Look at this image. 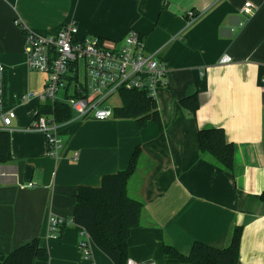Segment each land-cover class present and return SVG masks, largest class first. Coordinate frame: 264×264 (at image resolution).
I'll use <instances>...</instances> for the list:
<instances>
[{"label": "crops", "instance_id": "0c3cea01", "mask_svg": "<svg viewBox=\"0 0 264 264\" xmlns=\"http://www.w3.org/2000/svg\"><path fill=\"white\" fill-rule=\"evenodd\" d=\"M245 2L256 9L239 28ZM188 11L199 16L189 26ZM71 21L79 37L106 43L136 31L146 51H158L167 75L155 94L160 124L68 123L54 159L44 136L28 128L38 103L17 99L47 82L26 67L22 26L48 36ZM223 55L230 63H219ZM0 64L4 110L15 112L5 130L11 160L0 164V253L38 238L48 260L34 264H113L94 245L83 259L80 227L70 224L53 239L46 221L71 220L77 187H98L103 175L124 170L139 146L144 158L128 195L143 209L127 240V262L166 264L164 243L183 255L194 242L223 249L241 226L237 264H264V0H0ZM192 94L194 116L179 104ZM208 128L222 129L232 145L231 173L200 157L197 132Z\"/></svg>", "mask_w": 264, "mask_h": 264}, {"label": "built area", "instance_id": "2783aa9c", "mask_svg": "<svg viewBox=\"0 0 264 264\" xmlns=\"http://www.w3.org/2000/svg\"><path fill=\"white\" fill-rule=\"evenodd\" d=\"M255 9L250 2L244 3L240 13L245 20L238 24L239 28ZM186 16L188 26L199 17L194 11H188ZM22 28L26 67L45 74L47 82L42 91H28L17 99L23 103L31 100L38 103L28 128L44 136L46 154L54 159L64 147L66 124L74 120L111 119L113 108L108 101L115 95L120 98V90L145 91L155 99L157 89L166 83L165 62L158 57V51H146L142 37L134 30H128L118 42L106 43L96 36L79 37L75 21L64 24L57 34L48 36ZM230 61L227 55H223L219 63L228 64ZM3 74L4 67L0 64V130L5 131L15 118V112L4 110ZM46 101L66 104L73 112L72 119L60 123L51 114H40L39 105ZM71 223V220L51 216L46 221V234L57 239L60 228ZM92 247L89 234L82 230L78 249L83 259L91 258Z\"/></svg>", "mask_w": 264, "mask_h": 264}, {"label": "trees", "instance_id": "16d2710c", "mask_svg": "<svg viewBox=\"0 0 264 264\" xmlns=\"http://www.w3.org/2000/svg\"><path fill=\"white\" fill-rule=\"evenodd\" d=\"M120 106L113 108V118L132 119L138 127L148 121L160 124L155 99L144 91L120 90ZM180 106L194 116L199 107L197 94L179 100ZM40 114H51L55 121L69 122L72 110L62 102L46 101L39 105ZM200 157L231 173L233 147L227 143L220 128L202 129L197 132ZM144 158L139 146L135 147L124 170L101 177L98 187L78 186L75 195L71 224L86 231L93 245L113 264H127V240L130 231L139 226L143 203L128 195V184ZM11 160L10 136L0 130V164ZM70 225V224H69ZM67 225V226H69ZM65 225L60 228L61 230ZM242 227L235 226L228 245L218 249L202 242H194L188 255L179 253L171 244L164 243L166 264H237ZM48 260V253L34 238L8 254L0 253V264H34Z\"/></svg>", "mask_w": 264, "mask_h": 264}, {"label": "rangeland", "instance_id": "374dc122", "mask_svg": "<svg viewBox=\"0 0 264 264\" xmlns=\"http://www.w3.org/2000/svg\"><path fill=\"white\" fill-rule=\"evenodd\" d=\"M61 95H62V94L59 93V96H61ZM120 104H121V102H120V98H119L117 95H115L113 98H111V99L108 101V105H109L110 107H112V108H117V107L120 106ZM111 119H114V118L112 117ZM87 120H91V119H85V120H74V121H71V123H72V122H73V123L78 122V123L80 124V123H83L84 121H87ZM78 123H77V124H78ZM140 162H142V160H141ZM139 178H140V175L137 177L136 182L139 180ZM130 195H132V194L130 193Z\"/></svg>", "mask_w": 264, "mask_h": 264}, {"label": "water", "instance_id": "95a60500", "mask_svg": "<svg viewBox=\"0 0 264 264\" xmlns=\"http://www.w3.org/2000/svg\"><path fill=\"white\" fill-rule=\"evenodd\" d=\"M32 170L30 167L26 168L25 181L30 182Z\"/></svg>", "mask_w": 264, "mask_h": 264}]
</instances>
